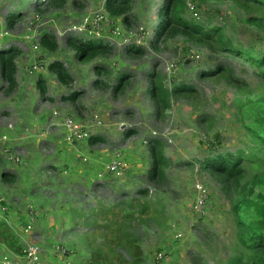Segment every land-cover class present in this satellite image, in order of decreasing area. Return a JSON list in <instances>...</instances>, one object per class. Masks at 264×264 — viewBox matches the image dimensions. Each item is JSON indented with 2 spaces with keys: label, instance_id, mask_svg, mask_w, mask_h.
Instances as JSON below:
<instances>
[{
  "label": "rangeland",
  "instance_id": "374dc122",
  "mask_svg": "<svg viewBox=\"0 0 264 264\" xmlns=\"http://www.w3.org/2000/svg\"><path fill=\"white\" fill-rule=\"evenodd\" d=\"M105 1L66 0L62 7H56L47 5V0H0V29L6 28L11 35L0 39V47L17 50L16 89L8 93L0 81V222L20 237L23 247L37 243L43 264H62L57 261L61 258L55 255L56 246L65 251L66 264H87L88 241L99 244L101 233L106 232L109 238L116 231L114 223L123 215L116 205L142 197L150 208L141 218L134 215L130 222L141 248L140 264L245 261L248 253L237 241L236 218L230 209L233 196L204 172L199 162L218 152H250L245 126L264 117L260 101L264 79L241 59L197 44L180 33L163 34L154 42L164 0H129L124 15L128 23L122 16L108 14ZM185 2L186 20L224 28L235 46L264 50V32L247 23L246 13L232 0ZM20 12L21 18L9 29L6 18ZM98 13L112 18L121 34L115 40L110 25L103 21L99 36L85 37L102 39L108 51L92 61H80L70 41H85L79 28ZM43 33L54 37V52L34 48ZM133 42L139 45L140 55L128 53ZM37 59L48 65L62 62L71 81L62 85L47 66L28 75L24 67ZM218 65L232 69L244 81L245 89L240 92L222 77L203 76ZM95 66L106 72L97 73ZM124 73L127 86L114 92L117 77ZM150 76L161 80L168 90L187 85L193 88L192 95L171 97L167 108L157 112L147 94ZM38 79L45 82L44 99L36 87ZM97 80L101 84L94 86ZM73 93L77 95L73 101L63 99ZM94 115L100 125L88 127L90 137H101L102 142L63 144V118L86 125ZM129 130L135 134L125 137ZM149 135L161 140L168 160L160 183L147 180ZM117 152L129 166L126 174L120 179L106 178L107 174L97 178ZM249 165L251 170L262 167L254 158ZM4 172L15 181H3ZM196 184L208 197L203 215L194 210ZM140 189L148 190L145 198L137 194ZM31 210L36 213L28 217L29 221L33 218V227L30 234L23 235V214ZM102 226L105 231L98 228ZM110 248L105 246L103 251L110 255ZM5 251L0 249V259L9 254ZM158 254L163 258L155 263Z\"/></svg>",
  "mask_w": 264,
  "mask_h": 264
},
{
  "label": "trees",
  "instance_id": "16d2710c",
  "mask_svg": "<svg viewBox=\"0 0 264 264\" xmlns=\"http://www.w3.org/2000/svg\"><path fill=\"white\" fill-rule=\"evenodd\" d=\"M47 1V5L56 7H62L66 2V0ZM232 1L236 7L246 13L245 21L247 23L264 32V0ZM128 3L129 0H106L104 9L110 15L122 16L123 21L128 23V19L124 17ZM186 6L185 0H164L159 15L161 21L156 28L154 42L163 37V34L173 35L180 33L197 44L241 59L254 67L264 79V50H246L241 46H235L225 36L224 28L186 20L183 17ZM21 15V12L10 14L6 18L7 27L11 29L15 22L21 18ZM40 39V46L43 49L49 52L56 50V42L52 35L43 33ZM85 39L83 42L82 40L70 41V45L76 50L78 60L92 61L96 57L103 56L105 51H108V44L105 45L102 39ZM127 49L129 54L140 55L142 53L135 46H129ZM16 55L17 50L13 48H1L0 50V81L6 84L8 93L13 92L17 87ZM48 69L62 85H67L71 81L70 75L62 62L54 61L48 65ZM95 69H98L96 70L97 73L106 72L102 67L98 68V66H95ZM203 76L222 77L240 92L245 89L244 81L238 78L232 69H228L223 65H218L213 70L204 72ZM127 79L128 76L125 73L118 76L117 83L113 86V91L117 92L122 87L124 90L128 84ZM150 82L147 94L156 107L157 112L167 108L171 97L191 96L193 92V88L183 84L176 85L172 90H168L164 87L161 80L152 78V76H150ZM99 84H101L100 80L93 83L94 86ZM36 87L39 95L44 99L46 95L45 82L38 79ZM76 96V93H73L72 96L63 99L73 101ZM260 101L264 103V98ZM245 128L251 143L248 147L249 153L242 149L224 154L218 152L215 155L208 156L199 164L204 172L219 181L225 192L231 193L233 196L230 209L236 218V238L238 243L248 253V258L245 261L236 258L227 264H264V117L254 118L253 125L245 126ZM133 134L135 132L129 130L125 132L124 136L129 137ZM148 138L150 140L147 139L146 143L150 167L147 173V180L151 183H160L165 179L164 173L168 160L163 154L161 140L150 135ZM102 141L101 137H90L88 145H94ZM252 158L257 159L259 164L262 165L260 170H251L249 161ZM1 178L6 182L15 181V178L6 172L2 173ZM137 194L145 198L148 190L140 189ZM141 198H135L133 202H119L116 205L115 208L123 213L121 218L114 223L117 226L116 231H112L113 233L108 238L106 232H103L106 227H98L103 229V233H101L102 242L97 244L93 239L92 242L88 241L87 246H89L90 257L87 264H140L142 258L141 248L137 243V233L130 225V222L134 215L137 214L141 218V215L150 208L149 202ZM242 214L249 216L248 220H243ZM85 225L91 226L89 222H86ZM105 246L111 247L109 249L110 255L103 251ZM3 248L16 256H20L23 252L19 237L5 222H0V249Z\"/></svg>",
  "mask_w": 264,
  "mask_h": 264
},
{
  "label": "built area",
  "instance_id": "2783aa9c",
  "mask_svg": "<svg viewBox=\"0 0 264 264\" xmlns=\"http://www.w3.org/2000/svg\"><path fill=\"white\" fill-rule=\"evenodd\" d=\"M34 16H38V15H34ZM36 20H39V18L37 17ZM104 21V25H110L109 29L113 30V37L115 40H117L121 34V31L119 30V28L115 25L114 20L111 18H109L107 15H105L104 13H98L96 14L92 21H90V23H85L83 25V27L79 28V35H82L81 37L83 38H88L85 37L87 35L89 36H99V32L101 31L99 25ZM88 26L90 27L88 30ZM33 27H29V29H32ZM105 29V26H104ZM102 32V31H101ZM87 33V34H86ZM10 32L9 30H7L6 28H2L0 29V39H5V38H10ZM22 39V37H21ZM29 39V38H28ZM32 38L29 39V41H31ZM23 42L24 41V37L22 39ZM27 43H30V42ZM32 42V41H31ZM126 43V42H125ZM136 43V42H135ZM134 42L129 45V46H135L138 47L139 45L135 44ZM128 46V47H129ZM40 47V43L39 45H34V48H38ZM8 49L10 48V46L8 45H4L2 47H0V49ZM36 49H32V50H36ZM48 68V63L46 61H44L43 59H37L36 61H34L33 63L26 65L24 67V71L28 74V75H34L38 72H41L42 70H44L45 68ZM55 113V112H54ZM100 125V121L98 119L97 115H94L90 122L88 124H83L80 122H77L76 120L72 119L71 117H65L63 118L61 127H62V134H63V140L66 143L69 144H81L85 141H87L91 134L90 131L88 130V127H94V126H99ZM8 128H11L12 125H8ZM128 164L122 159L120 152H117L114 154V157L110 160V162L106 165L105 167V174H107L108 176L112 177V178H117L120 179L122 178L127 170H128ZM102 175H100L101 177ZM195 189H197V197L196 199L194 198V210L197 214L203 215L205 214V210H206V204H207V193L206 190L203 189V187L201 185H197ZM29 217H33L34 215H36V213L34 212V210L29 211ZM33 223L34 220L33 218L30 219V221L28 220V223L25 225V227L22 229L23 233L25 234H30L32 227H33ZM57 252L60 256L62 257H66L65 256V251H62L60 248H57ZM41 248L40 246L35 243V242H29L26 243L23 247V252L20 256H15L14 259H9V258H2L0 259V264H43L41 261ZM163 258L162 254H158L155 256L154 260L155 263H158L161 261V259Z\"/></svg>",
  "mask_w": 264,
  "mask_h": 264
},
{
  "label": "crops",
  "instance_id": "0c3cea01",
  "mask_svg": "<svg viewBox=\"0 0 264 264\" xmlns=\"http://www.w3.org/2000/svg\"><path fill=\"white\" fill-rule=\"evenodd\" d=\"M17 65V64H16ZM17 74V73H16ZM63 141V144L64 145H66V146H72L73 144H69V143H66L64 140H62ZM112 158V157H111ZM129 167V166H128ZM105 168V167H104ZM129 169V168H128ZM104 175H105V172H102V177H104ZM100 177V175L99 176H97V178H99ZM106 178H111V177H109V176H107ZM112 179V178H111ZM28 217H29V214L26 212L25 214H23V219L25 218L26 220L24 221L23 220V226L21 227V230L25 227V225L28 223ZM23 235L25 234V233H23V231L21 232ZM17 236V235H16ZM18 237V236H17ZM19 239H20V237H19ZM57 246H56V248H55V255L57 256H59L60 258H61V260H57V261H59V263H60V261H61V263L62 264H66L67 263V258L66 259H63L64 257H62V256H60L59 254H58V252H57ZM5 252H7V253H9V254H11V255H9V254H6L5 256H3V257H1V259L2 258H9V259H14L15 258V256L16 255H14V254H12L11 252H9V251H5ZM70 260V259H69ZM159 263V262H158Z\"/></svg>",
  "mask_w": 264,
  "mask_h": 264
}]
</instances>
